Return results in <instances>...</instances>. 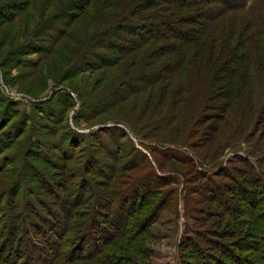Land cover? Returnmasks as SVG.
Instances as JSON below:
<instances>
[{"label": "trees", "instance_id": "16d2710c", "mask_svg": "<svg viewBox=\"0 0 264 264\" xmlns=\"http://www.w3.org/2000/svg\"><path fill=\"white\" fill-rule=\"evenodd\" d=\"M27 10L30 15L23 20L21 13ZM16 18L23 29L15 27ZM18 33L45 36L51 43L39 40L31 50L39 58L23 67L36 69L47 62L48 69H56L54 84L86 73L88 82L95 79L84 88L78 86L80 81L65 86L81 102L78 117L102 123L107 122L101 120L102 113L113 108L119 113L108 118L115 125L100 131L113 137L107 144L98 133L72 127L67 111H62L64 133L51 145L57 162H49L51 171L62 170L64 179L56 183L31 161L45 145L48 123L54 119L40 124L44 111L36 107L31 117L16 112L0 90V178L17 181L9 187L0 180V264H138L137 259H147L139 237L148 235L160 208L158 192L173 180L152 169L143 181L133 179L136 183L119 190L126 170L154 168L130 134L147 130L142 137L169 146L167 158L184 161L183 147L205 144L194 138L214 114L210 112L223 113L224 121L261 116L251 135L261 133L264 99L260 107L251 104L248 77L255 68L264 74V0H0V66L10 62L17 48L20 52L19 45L24 47L16 44ZM8 45L11 50L3 53ZM67 97L68 104L73 99ZM130 101L132 107L127 106ZM234 130L231 140L250 134L244 126ZM204 135L211 142L213 137ZM89 143L97 151L85 154L81 168L72 167L78 150ZM100 148L106 162L98 157ZM157 150L154 153L161 154L162 149ZM251 150L239 159L244 167L234 172L222 168L240 173L241 178L232 179L233 189L215 183L209 191V204L231 211L226 225L231 230L224 238L233 241L230 245L206 239L211 246L207 251L201 243H192L200 264H264V133ZM209 152L200 158L186 155L185 160L197 166L218 161L220 152ZM130 154L132 167L124 161ZM111 158L122 166L116 167ZM109 166L110 174L105 171ZM28 170L37 176L26 185ZM99 173L107 180L116 178V187L95 183L91 176ZM167 192L175 195V190ZM231 193L238 194L250 213L240 214L232 206ZM216 244L224 258L213 255Z\"/></svg>", "mask_w": 264, "mask_h": 264}, {"label": "rangeland", "instance_id": "374dc122", "mask_svg": "<svg viewBox=\"0 0 264 264\" xmlns=\"http://www.w3.org/2000/svg\"><path fill=\"white\" fill-rule=\"evenodd\" d=\"M52 8H54V6ZM28 15H30L28 10L24 13H21L23 20H25ZM38 15L39 13L37 16ZM26 21L29 22V19ZM15 23H17L15 25L17 29L19 27L20 29H23L21 25L18 27V24H21L20 18H16ZM21 31L24 32V30ZM28 36L29 35L26 36V34L21 35L18 33L16 44L19 45L18 43H21L24 45V47L19 45V47H22L20 52L17 48V51L14 52V57L9 58L10 62L5 66H0V90L6 97L13 101V107L16 109V112H22L31 117L33 108L36 107L38 110L43 109L44 111L42 112L43 114L41 113L40 117H38L40 124H46L48 121L47 118L52 117L54 119L52 120L51 124L48 123V125H50V130L49 132L47 131L48 133L46 137L43 138L45 145L37 149V151H39L38 153L36 152L38 156L36 158L32 157L31 161L40 169H42L45 175H48L50 180L57 183L61 179H64L60 178L63 176L61 172L62 170L57 171L54 169L51 171L50 168L53 167L49 162L50 159L53 160L54 163L57 162L54 156H52L51 145L56 143V141L64 133L62 125L64 124L65 118L62 114V111H67L72 127L86 133H98L100 136L104 135L101 134V130L115 125L114 122H111L112 120L110 121L108 118H111V116L116 117L119 112L116 111L117 108H113L109 110V112L102 113L105 116L101 115V120H107V122L102 123H97L96 121H99L96 120L97 118L91 121L89 119L87 120L86 118L83 119L78 117L80 115L79 111L81 102L78 101L77 94L70 92V90H68L65 86H68V84L77 85L80 81L78 86L84 88L88 83L94 82L95 79H91V81L88 82L87 79H90L89 73H86L84 76H78L74 80L69 79L63 84H54L53 80L57 74L55 72L56 69H48L50 67L47 66V62L41 64L40 67L36 69L23 67L26 66V64L27 66L30 65L31 61L35 62L39 58L36 52L31 51L32 49L36 48L37 45L39 46V40L46 46L51 44L48 38L45 36L40 38H36L33 35H30L29 37ZM1 50L3 53H6L11 49L8 45ZM25 52H29V54ZM21 53L23 54L21 55ZM19 58L21 59L20 61L18 60ZM43 73L46 75H43ZM47 82L49 83L48 85ZM248 82L250 85L249 96L251 104L260 107V102L264 99V74L257 68L252 69V71L249 73ZM57 84H59V86H56ZM69 95L73 100H70L67 104V96ZM133 102L130 101L127 106L130 105V107H132L131 104ZM210 113L214 114H209V122L203 126L202 132L194 138V141L200 140L201 143L205 144H197L198 148L189 147L186 149V147H183V151H186L181 153L184 157V161L167 158V155L169 156L172 153L169 151L170 149H166L169 146L157 144L156 141L150 139L148 136L142 137V135L145 136L146 133H149L146 132L147 130L143 129L140 132L142 134H140L141 136H136L132 133L130 134V137L133 139L136 146L140 147L144 153H147L148 161H152L154 168L146 167L136 170L131 168L126 170L122 175L123 178H119L121 181V183L117 185L119 186V190L125 191V189L129 188L130 184L136 183L133 179L143 181L146 179L148 173H150L152 169H155L158 173L164 176L166 175L170 180H173L171 186H168L169 188L165 187L163 191L158 192V199H156V202L160 203V208H156V212L154 211L156 214L154 215L153 223L147 232L148 235L146 236L143 234L139 237L138 241L142 240L144 243L142 247L146 252L147 259L142 257L137 259L138 264H200L201 261L198 259V251L193 246V244L196 242L199 244L201 243L204 251H207V248L211 247L208 244V241L210 240L219 244L227 243L232 245L233 240L224 238V233L227 230H231L228 228V226H226L227 222L230 221L231 216L229 213H231V211H227L216 203L209 204L207 196H209V191L215 183H221L222 185H227L230 189H233L234 185L236 184L235 181L241 178L240 173L236 172L233 174L229 170L222 171V168L224 169L227 167L231 169L232 172H234L237 168L244 167L242 166L243 164L239 162V159L246 156V153L249 154V152L252 151L251 149L257 140V136L261 133H264V120L260 126L262 129L261 133L258 131L257 136H254L251 135V133L254 131L257 121L261 120V116L257 115V117L254 118L252 116L245 115L238 116L236 119L231 118L230 121H224L222 120L224 117L223 113ZM17 115L20 116V114ZM120 125L124 126L123 124ZM237 126L246 127V130H249L247 133L250 134L245 136L243 140H231V135L233 132H236L234 129ZM216 127H219L218 130L215 129ZM205 133L213 137L210 140L211 142L208 143V141L205 140ZM94 140L96 141L95 138ZM97 140L99 139L97 138ZM101 140L103 143L107 144H109V141L111 140L114 141L111 135H105V137L103 136V139ZM141 141L144 142V146ZM91 144L92 143H89L86 146L87 148H83V150H78L79 153L76 154L75 161H71L72 163L70 165L72 167L81 168L85 165V154L91 155L92 152L94 153V151H97L93 149L94 146ZM127 146L128 144L125 142L124 149L126 152L129 150ZM157 149H162V156L161 154L154 153V151ZM204 151H207V153L211 151L213 155L220 152L218 161H214L213 163L205 160L202 166H197L196 164L185 160V156L190 154H195L198 158H200L199 155L205 156L207 153L205 154ZM41 153H43V155H41ZM238 155H240L239 158L237 157ZM130 156L124 160L128 167H132L130 161L133 159V154H130ZM98 157L102 159L101 162H106V158L103 160L105 156H103L101 148ZM156 158L159 161V165L155 161ZM110 162L117 164L114 159L110 160ZM121 166L122 163H118L116 165L118 168ZM105 169L106 172L109 171V174L112 173L110 166L105 167ZM29 171L30 170H28L26 178L24 179L27 182L26 185L31 184L30 181H36L35 176L37 175L32 172L29 173ZM91 178L94 179L95 183H111V185H114L113 180L116 179L113 178V180H107L101 173L91 176ZM232 179H235V181ZM0 180L8 183L9 187L13 186L17 182L16 178L11 177H2ZM38 187L39 186H37V188ZM168 189L173 191L175 190V195L172 192V195L169 197V193L167 192ZM238 198V194H230L232 206L238 207L239 209L237 210L241 211L240 214L250 213L251 208L247 204L239 202ZM187 200H189V202ZM249 217L251 216L249 215ZM206 239L209 240L206 241ZM216 245L217 246H215V249L214 247L211 248L213 255L224 258L222 253L219 252L220 245ZM182 255L185 256L182 257ZM212 261L214 264H216L214 260Z\"/></svg>", "mask_w": 264, "mask_h": 264}]
</instances>
